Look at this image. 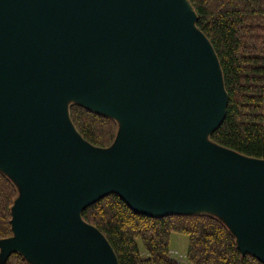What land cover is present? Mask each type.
Returning <instances> with one entry per match:
<instances>
[{"label":"water","instance_id":"95a60500","mask_svg":"<svg viewBox=\"0 0 264 264\" xmlns=\"http://www.w3.org/2000/svg\"><path fill=\"white\" fill-rule=\"evenodd\" d=\"M188 0H0V170L17 185L0 259L118 264L81 211L116 193L160 217L215 210L264 264V158L209 139L228 93ZM73 100L118 122L81 137Z\"/></svg>","mask_w":264,"mask_h":264},{"label":"trees","instance_id":"16d2710c","mask_svg":"<svg viewBox=\"0 0 264 264\" xmlns=\"http://www.w3.org/2000/svg\"><path fill=\"white\" fill-rule=\"evenodd\" d=\"M190 2L197 13V26L217 53L228 93L225 117L209 139L264 158V0ZM68 111L87 142L102 148L113 143L118 132L115 119L76 103ZM18 194L17 185L0 170V239L12 235L11 208ZM81 216L105 235L118 264H183L170 253L173 232L188 236L187 264H263L242 253L230 228L211 214L148 216L133 211L111 192L85 207ZM2 264L30 263L21 253L11 252Z\"/></svg>","mask_w":264,"mask_h":264},{"label":"rangeland","instance_id":"374dc122","mask_svg":"<svg viewBox=\"0 0 264 264\" xmlns=\"http://www.w3.org/2000/svg\"><path fill=\"white\" fill-rule=\"evenodd\" d=\"M188 1L192 5L190 0H188ZM193 8H194V6H193ZM74 103L75 102L73 100H69L68 104H67L68 105L67 107L69 108V106L71 104H74ZM18 193H19V190H18ZM202 212L214 215V216L220 218L224 222V219L215 210L205 209ZM138 244H139V247L141 249H143V245H142L140 240H138ZM170 246H171V252H170L171 256L174 257L175 259H177L178 261H180L181 263L187 264V262L185 261V253H186L187 246H188V236L185 235V234L174 233L173 232L171 234ZM141 252H142V256H144V257L147 256V254L143 250H141ZM26 260L30 264H36L33 261L28 260L27 258H26ZM1 262H2V260L0 259V264H1Z\"/></svg>","mask_w":264,"mask_h":264}]
</instances>
